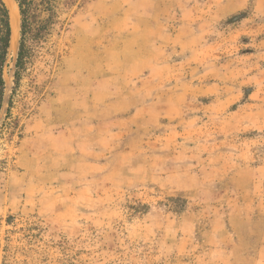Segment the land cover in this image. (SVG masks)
<instances>
[{
  "label": "rangeland",
  "instance_id": "374dc122",
  "mask_svg": "<svg viewBox=\"0 0 264 264\" xmlns=\"http://www.w3.org/2000/svg\"><path fill=\"white\" fill-rule=\"evenodd\" d=\"M29 1L39 39L18 87L20 34L4 70L0 264H264L255 0L203 39L186 23L204 0Z\"/></svg>",
  "mask_w": 264,
  "mask_h": 264
},
{
  "label": "trees",
  "instance_id": "16d2710c",
  "mask_svg": "<svg viewBox=\"0 0 264 264\" xmlns=\"http://www.w3.org/2000/svg\"><path fill=\"white\" fill-rule=\"evenodd\" d=\"M19 6L22 24L21 40L19 45L18 57L16 60V71L14 74L15 85L18 87L21 80V73L26 67L28 58L31 56V48L28 41H37L39 39V30L33 28L31 17V8L29 0H15ZM10 11L4 0H0V113L4 105L5 97V78L4 70L7 64L9 50L11 48L12 27ZM37 32V33H36Z\"/></svg>",
  "mask_w": 264,
  "mask_h": 264
},
{
  "label": "crops",
  "instance_id": "0c3cea01",
  "mask_svg": "<svg viewBox=\"0 0 264 264\" xmlns=\"http://www.w3.org/2000/svg\"><path fill=\"white\" fill-rule=\"evenodd\" d=\"M204 10L193 12L188 7L187 29L195 34L200 29L203 30L200 38H206L214 29L217 22L229 18L235 14L247 10L251 2L250 0H204ZM253 11L259 16H264V0H255L253 2ZM193 17V19H191ZM185 25V22L183 23Z\"/></svg>",
  "mask_w": 264,
  "mask_h": 264
},
{
  "label": "bare ground",
  "instance_id": "6f19581e",
  "mask_svg": "<svg viewBox=\"0 0 264 264\" xmlns=\"http://www.w3.org/2000/svg\"><path fill=\"white\" fill-rule=\"evenodd\" d=\"M11 16V26H12V40L10 52H14L17 49V44L20 34V14L18 5L13 0H4Z\"/></svg>",
  "mask_w": 264,
  "mask_h": 264
},
{
  "label": "water",
  "instance_id": "95a60500",
  "mask_svg": "<svg viewBox=\"0 0 264 264\" xmlns=\"http://www.w3.org/2000/svg\"><path fill=\"white\" fill-rule=\"evenodd\" d=\"M15 1V0H14ZM16 2V1H15ZM17 3V2H16ZM18 5V4H17ZM18 8H19V6H18ZM19 12H20V9H19ZM20 16H21V13H20ZM10 19H11V17H10ZM21 24H22V21H21ZM12 27V26H11ZM20 35H21V26H20ZM11 39H12V36H11ZM20 45V44H19ZM10 46H11V43H10ZM18 51H19V48H18ZM10 50H9V55H10ZM17 57H18V53H17ZM5 78V77H4ZM5 83H6V80H5ZM5 91H6V88H5ZM4 103H5V97H4ZM3 107H4V105H3ZM3 110V109H2ZM2 112V111H1Z\"/></svg>",
  "mask_w": 264,
  "mask_h": 264
}]
</instances>
